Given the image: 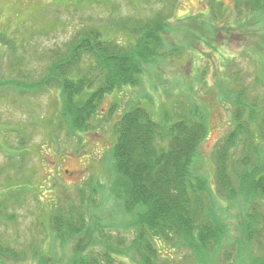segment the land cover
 Segmentation results:
<instances>
[{
  "label": "rangeland",
  "instance_id": "374dc122",
  "mask_svg": "<svg viewBox=\"0 0 264 264\" xmlns=\"http://www.w3.org/2000/svg\"><path fill=\"white\" fill-rule=\"evenodd\" d=\"M158 12L170 15L169 28L161 32L164 44L160 54L144 64L136 87L125 86L106 97L119 103L118 109L109 115L111 102L104 101L103 114L92 121L94 129L79 138L55 130V141L48 140L59 115L56 92L19 96L10 86L0 89L4 95L0 99V197L13 184L22 188L20 204H9L12 210L8 212L15 219L0 220L4 249L28 254L36 247L52 249L48 231L51 212L64 200L85 205L82 197L85 200L89 187L96 183L103 189L90 192L88 199L93 205L84 206L86 231L80 240L70 239L67 253L74 245L104 249L117 241L128 244L134 232L125 228L129 217L121 213L110 194L114 175L109 150L115 121L133 100L158 119L164 113L179 118L194 107L206 113L208 133L192 170L205 178L209 194L215 198L213 155L232 128L233 103L227 91L242 88L247 100L255 99L264 106V13L251 16L236 0H0V31L16 46L15 57L25 59L11 70L8 51L1 46L0 80L18 81L20 72L28 74L30 82L37 81L45 60L39 62L33 52L39 56L63 52L73 33L82 27L106 30L126 43L127 33L117 26L121 19H148ZM22 138L29 152L20 156ZM7 177L12 182L8 183ZM217 197L214 210L225 222L227 236L208 256L202 253L200 260L205 259L203 264H255V258L264 254L242 240L239 222L244 204ZM258 210L264 215V202ZM158 250L169 257L166 264H199L189 249L160 243Z\"/></svg>",
  "mask_w": 264,
  "mask_h": 264
},
{
  "label": "trees",
  "instance_id": "16d2710c",
  "mask_svg": "<svg viewBox=\"0 0 264 264\" xmlns=\"http://www.w3.org/2000/svg\"><path fill=\"white\" fill-rule=\"evenodd\" d=\"M236 2H242L251 16L264 13V0ZM169 18L158 12L148 19H121L117 26L127 33L126 43L106 30L82 27L73 33L63 52L42 56L33 52L39 62L45 60L37 81L30 82L28 74L19 72L18 81L0 80V89L10 86L19 96L56 92L60 97L59 115L48 140L54 142L61 131L79 138L94 129L92 121L103 114L101 106L109 100L107 96L125 86H137L144 64L157 58L163 49L161 32L169 28ZM1 46L8 51L11 70L25 61L24 57H15L16 46L3 31ZM227 94L233 103L232 128L214 151L215 191L226 201L244 204L239 222L242 240L264 254V215L258 210L264 202V106L261 108L255 99L247 100L242 88L228 90ZM3 97L0 91V99ZM109 101L107 113L112 115L119 103ZM207 133L206 113L197 107L179 118L164 113L158 119L149 109L131 101L114 124L109 150L114 177L109 190L121 213L129 217L125 228L134 232L133 238L128 244L123 240L111 242L104 249L74 245L67 253L70 239L80 240L86 231L84 206L93 205L88 199L90 192L103 189L96 183L89 187L85 200L82 197L85 205L64 200L51 212L48 231L52 249L36 247L28 254L4 249L0 244V264H166L170 259L158 250L160 243L172 249H189L194 261L203 264L205 259L199 257L220 247L228 230L214 210L219 198L214 195L213 199L205 178L192 170ZM24 139L20 156L29 152ZM7 182H12L9 177ZM16 184L8 185V192L1 194L0 220L15 219L8 211L20 204L22 188ZM256 260L264 264V256L255 258V264Z\"/></svg>",
  "mask_w": 264,
  "mask_h": 264
}]
</instances>
